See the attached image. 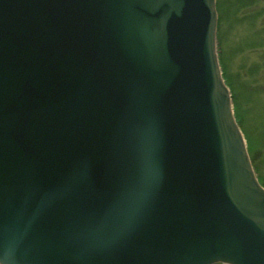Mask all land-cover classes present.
<instances>
[{
    "label": "water",
    "instance_id": "95a60500",
    "mask_svg": "<svg viewBox=\"0 0 264 264\" xmlns=\"http://www.w3.org/2000/svg\"><path fill=\"white\" fill-rule=\"evenodd\" d=\"M215 31V0H0V264H264Z\"/></svg>",
    "mask_w": 264,
    "mask_h": 264
},
{
    "label": "rangeland",
    "instance_id": "374dc122",
    "mask_svg": "<svg viewBox=\"0 0 264 264\" xmlns=\"http://www.w3.org/2000/svg\"><path fill=\"white\" fill-rule=\"evenodd\" d=\"M216 47L259 183L264 186V0H215Z\"/></svg>",
    "mask_w": 264,
    "mask_h": 264
}]
</instances>
